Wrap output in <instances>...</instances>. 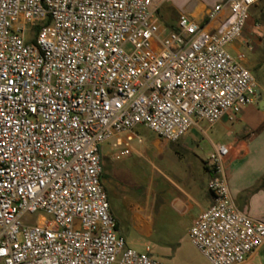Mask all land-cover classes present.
Here are the masks:
<instances>
[{
	"label": "built area",
	"instance_id": "obj_1",
	"mask_svg": "<svg viewBox=\"0 0 264 264\" xmlns=\"http://www.w3.org/2000/svg\"><path fill=\"white\" fill-rule=\"evenodd\" d=\"M254 4L216 6L209 19L228 15L212 32L184 15L166 32L158 0H0V264H165L119 234L101 148L128 157L138 126L174 143L258 103L245 53L228 51ZM228 154L209 155L213 204L189 231L208 264L264 245V222L232 202Z\"/></svg>",
	"mask_w": 264,
	"mask_h": 264
},
{
	"label": "crops",
	"instance_id": "obj_2",
	"mask_svg": "<svg viewBox=\"0 0 264 264\" xmlns=\"http://www.w3.org/2000/svg\"><path fill=\"white\" fill-rule=\"evenodd\" d=\"M225 1L158 0L159 6L156 14H159L160 17L163 16L162 20L165 22V26L161 25V27L166 32L176 31L178 19L182 15L199 24H204L206 29L212 32L220 26L228 12L222 10L213 19H209L208 15L216 6ZM258 4H264V0H255L253 6ZM246 42L247 40L241 37L228 49L239 54L242 52V48H246ZM239 115L234 122L223 118L214 126H210L204 121H196L188 133L174 143L154 134L149 148L157 157H163L168 151H172L174 155H171V159L178 162L170 170L169 175L162 169H158L165 183L166 195H162L156 190L153 197H151V193L138 196L134 193L128 194L121 191V183L126 182V178L131 174L127 166L121 167L118 163L122 159L141 155V150L133 146L132 143L137 140L139 144H144L138 133V128L143 126H138L131 134L132 140L129 143L131 154L128 157L118 158L119 150L112 149L113 142L104 144L107 145L105 154H103L104 145L102 146V181L104 177H107L117 188L115 198H117L120 208L118 211L116 210V213L112 207L110 195L104 187L108 195L111 214L117 223L119 234L126 240L127 247L130 248L132 244L127 241L123 231L129 224L134 225L147 239L154 238L155 256L158 258L165 257L173 261L182 245L185 242L191 243L189 231L194 221L213 204V196L208 190L213 171L207 161L194 152V148L204 138H208L212 143L208 130L215 129L217 125H220L230 137V142L226 145L212 144L213 152L219 146H227L229 149V154L224 161V175L232 202L240 212L253 220L264 222V128L253 133H235L228 125L232 127L238 125L240 123ZM202 123H206L209 128H204ZM122 140L127 141V136H123ZM144 247L145 251L146 248L150 249L149 255L153 253L151 246L145 245ZM263 247L264 245L253 252L242 264H264Z\"/></svg>",
	"mask_w": 264,
	"mask_h": 264
},
{
	"label": "rangeland",
	"instance_id": "obj_3",
	"mask_svg": "<svg viewBox=\"0 0 264 264\" xmlns=\"http://www.w3.org/2000/svg\"><path fill=\"white\" fill-rule=\"evenodd\" d=\"M249 18L246 26L243 30L242 37L247 40L246 48H242V52L245 53L247 63L245 68L254 77L258 91L262 102H264V4H258L253 6L248 14ZM163 17V16H162ZM159 14H156L157 22L165 26V22L162 20ZM128 50V49H127ZM229 53L237 57V54L232 50ZM240 123L231 127L235 133H253L264 128V108H260L259 103L250 104L242 107L241 114L239 115ZM204 128H209L206 123H202ZM209 135L213 144L226 145L230 142L226 131L217 125L215 129H209ZM138 133L144 141V144H139L136 140L132 143L141 150V155H134L128 159H122L119 161V166H127L131 176L126 178L121 188V191L126 193H134L138 196H143L146 193H151L153 197L154 191H158L162 195H166L165 183L160 176L158 169H162L167 175L170 174V170L176 165L177 160H172L171 155L174 152L168 151L165 156L157 157L155 153L149 148L151 139L154 133L144 127L138 128ZM208 138H204L198 142V146L194 148V152L199 155L204 161H207L209 155L213 152V144ZM147 150H146V149ZM107 152V145L103 146V154ZM103 185L110 195L112 201V207L114 211H118L119 202L115 198L117 192L116 186L107 177L103 178ZM141 201V200H140ZM116 211V213H117ZM41 217L49 219L42 213L33 215L27 218L26 221L32 225H36ZM124 235L129 243L131 249L136 250L138 253H145V245H149L153 249V253L150 255L156 260H159L165 264H208L206 259L201 255L191 243H184L182 248L175 257V260L170 261V258H158L156 257L155 240L147 239L134 225H128L124 231ZM129 248V247H128ZM264 252V247L262 248ZM119 259V258H118Z\"/></svg>",
	"mask_w": 264,
	"mask_h": 264
},
{
	"label": "water",
	"instance_id": "obj_4",
	"mask_svg": "<svg viewBox=\"0 0 264 264\" xmlns=\"http://www.w3.org/2000/svg\"><path fill=\"white\" fill-rule=\"evenodd\" d=\"M258 103L260 104V108H264V102H262V99L260 97V92L258 91Z\"/></svg>",
	"mask_w": 264,
	"mask_h": 264
},
{
	"label": "flooded vegetation",
	"instance_id": "obj_5",
	"mask_svg": "<svg viewBox=\"0 0 264 264\" xmlns=\"http://www.w3.org/2000/svg\"><path fill=\"white\" fill-rule=\"evenodd\" d=\"M245 63H247V59H246Z\"/></svg>",
	"mask_w": 264,
	"mask_h": 264
}]
</instances>
